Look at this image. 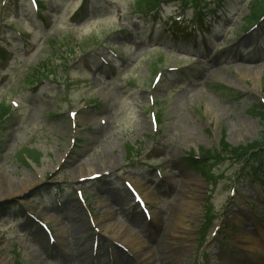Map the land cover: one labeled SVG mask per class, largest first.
<instances>
[{
  "label": "rangeland",
  "instance_id": "374dc122",
  "mask_svg": "<svg viewBox=\"0 0 264 264\" xmlns=\"http://www.w3.org/2000/svg\"><path fill=\"white\" fill-rule=\"evenodd\" d=\"M255 1L204 0L200 12L165 0L144 12L153 0H38V11L0 0V182L39 181L0 196V264H264V68L257 86L239 73L264 67V19L244 33ZM192 29L206 49L183 40ZM194 154L206 156L201 172L186 161ZM88 165L103 176L80 181ZM189 175L200 178L199 210L189 234L170 237L184 227L175 214ZM125 180L156 192L147 224ZM32 216L63 229L65 244L44 247ZM110 221L142 245L122 247Z\"/></svg>",
  "mask_w": 264,
  "mask_h": 264
},
{
  "label": "bare ground",
  "instance_id": "6f19581e",
  "mask_svg": "<svg viewBox=\"0 0 264 264\" xmlns=\"http://www.w3.org/2000/svg\"><path fill=\"white\" fill-rule=\"evenodd\" d=\"M260 65H255L253 67H251L250 69H246L244 67H241L239 69V73L242 76V79H247L248 77V73H252L253 76V80L255 85H260L261 84V77H262V70L264 67L260 66ZM63 156V155H62ZM62 156L60 157V159L62 158ZM109 162H112L111 160ZM104 163L106 162H101V164L105 165ZM114 166V165H113ZM94 166L92 165H88L86 167V172L85 173V168L81 167L79 170V177L80 178H84L88 175L91 174H95L97 171L92 172V170L94 171ZM105 169H102L101 171H103ZM192 174V173H190ZM192 176L190 178L187 177L186 179V183H185V192L181 193V196H179L178 198V202L181 206H185V209H180L176 214H175V220L178 221L180 223L181 226H184L183 229L179 228H175L170 230V237H180L183 238L184 236H186L187 234H189V226L185 225V222L187 221V214L190 212V210L192 209H196L199 210V202H200V188L198 187L197 184H192L191 181H194L195 183H199L200 182V178L199 176L196 177L194 175H189ZM7 179V178H6ZM188 181V182H187ZM136 184L138 185V187H142L143 185H141L138 181H135ZM20 183H25L21 188H14V186H7V184L5 183V185H3L0 182V196L3 198L4 196H12L15 194H22L26 189H28L29 187L38 184L39 181L34 178H30V177H26L24 179H22L20 181ZM152 196H156V192H149L145 195L146 199H150ZM79 207V208H78ZM72 209L73 212H77L78 210L81 209L80 206H78L77 204L73 205L72 204ZM106 211H109V209H107ZM113 213H108L107 217L110 218L112 217ZM141 215H137L135 218L137 221H141L142 216ZM143 220V218H142ZM144 222V221H143ZM105 227L108 228H113L115 230L116 236H117V240L120 241L123 245L125 246H132L134 248L136 247H140L142 245V243L140 242L137 234L132 233L131 231L127 230L126 227L121 224L120 226L117 227V224L115 221H110L109 223L105 224ZM63 233L64 230L62 229L61 232L59 233V239H60V243L61 245L65 244V240H63ZM191 235V234H190ZM189 235V236H190ZM245 240H248V243L251 246H255V247H260V242L257 240V237H252V236H247L244 237ZM162 239L159 237L157 244L158 246H160L159 243H161ZM169 242H176V240L173 238L171 241ZM50 245L45 244L44 247H48ZM48 249V248H47ZM151 252V251H150ZM46 253V251H45ZM149 252H144V255L147 254ZM38 261L44 263L45 259L43 258V254H38ZM148 255V254H147ZM144 257V256H143ZM164 257V256H162ZM78 258L81 259V261H84L85 258H83V253L82 250H79V254H78ZM6 263V262H4ZM61 263V262H60Z\"/></svg>",
  "mask_w": 264,
  "mask_h": 264
},
{
  "label": "trees",
  "instance_id": "16d2710c",
  "mask_svg": "<svg viewBox=\"0 0 264 264\" xmlns=\"http://www.w3.org/2000/svg\"><path fill=\"white\" fill-rule=\"evenodd\" d=\"M153 2L154 3H157L158 2V0L157 1H154L153 0ZM149 6V5H148ZM151 6V5H150ZM149 6V7H150ZM150 8H152V6L150 7ZM256 11V12H255ZM254 11V14H255V16H254V18H259V16H261V15H263L264 14V3H261L260 5H258V7H257V9ZM240 149V148H239ZM236 152H237V150H236ZM199 164H201V162H199V161H197V160H194V159H191V165L193 166V167H200L199 166Z\"/></svg>",
  "mask_w": 264,
  "mask_h": 264
}]
</instances>
